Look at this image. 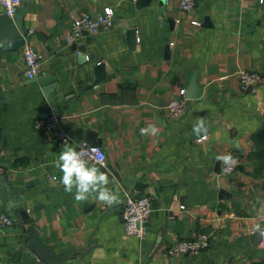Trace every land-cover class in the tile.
<instances>
[{
    "label": "crops",
    "instance_id": "crops-1",
    "mask_svg": "<svg viewBox=\"0 0 264 264\" xmlns=\"http://www.w3.org/2000/svg\"><path fill=\"white\" fill-rule=\"evenodd\" d=\"M131 5L25 0V44L40 54V76L58 81L52 103L25 77L22 49L10 52L0 43V95L9 101L0 99V211L15 220L0 232V264H47L27 253L34 234L56 255H68L66 264H264V235L255 229L264 228V142L257 137L264 128V2L195 0L191 14L180 0H166L164 8L150 0L134 12ZM107 7L115 12L111 29L69 39L76 19ZM127 30L137 31L134 50ZM74 45L86 46L95 60L80 62ZM241 70L261 75L256 93L240 90ZM195 73L203 96L187 100L186 116L174 121L167 106ZM48 107L62 118L70 143L103 147L101 171L118 181L116 202L78 201L64 191L54 166L63 146L35 128ZM200 119L209 131L192 140ZM149 125L158 133L141 134ZM233 155L239 167L225 175L220 157ZM127 195L152 201L144 241L125 233ZM200 233L212 237L201 255H166L172 243Z\"/></svg>",
    "mask_w": 264,
    "mask_h": 264
},
{
    "label": "built area",
    "instance_id": "built-area-1",
    "mask_svg": "<svg viewBox=\"0 0 264 264\" xmlns=\"http://www.w3.org/2000/svg\"><path fill=\"white\" fill-rule=\"evenodd\" d=\"M25 0H0L1 14L13 17L18 9H20ZM261 3L264 0H260ZM181 10L186 14H191L195 7V0H180ZM115 21V12L112 7H107L103 12L98 14H88L76 19L72 23L69 39L76 40L82 37L84 32L90 35H98L104 31L111 29ZM193 25L199 26L196 20L191 21ZM22 60L24 63V75L27 79H34L42 72V61L40 54L31 44H25L22 48ZM240 90L247 93H256L258 86L262 82L259 73L246 70L239 71ZM167 111L169 117L174 121L183 119L187 114V99L185 98V90H181L179 97L172 99ZM35 128L40 131H46L52 135L55 141L64 146L65 141L71 142V137L63 124L62 118L52 113L48 117L39 118L35 122ZM84 146L98 148L104 155L103 165L106 164L107 155L103 147L96 144L84 143ZM232 162L223 163V174L232 175L239 167L240 159L237 155L231 156ZM54 181L57 179L54 177ZM153 212V204L149 197L127 195L124 205V230L127 236L136 237L145 240L148 235V223ZM15 225L14 218L0 211V232L10 230ZM212 243V237L208 233H200L192 239H184L176 241L169 245L166 249V255L170 257L177 256H199L207 251Z\"/></svg>",
    "mask_w": 264,
    "mask_h": 264
},
{
    "label": "water",
    "instance_id": "water-1",
    "mask_svg": "<svg viewBox=\"0 0 264 264\" xmlns=\"http://www.w3.org/2000/svg\"><path fill=\"white\" fill-rule=\"evenodd\" d=\"M162 8H164L166 0H159ZM150 4V0H134V5L130 6L131 12H134L135 10H141L142 8L148 6ZM26 10L25 9H18L13 17H9L6 14L0 15V43L3 45V47L10 52H17L20 49H22L25 45V38L28 37V29L24 26V16H25ZM164 13V12H163ZM209 21L208 18H206L203 27H209L210 25L207 23ZM172 23H174V20H171ZM126 35H128V40L130 43L131 48L134 50L136 48V44L138 41L137 37V31L135 30H127ZM73 50L79 51L80 53V62H86V61H94L95 55L93 53L87 54L86 46H73ZM167 53H169V47L166 48ZM104 70V64L99 63L96 67V74L99 75L98 82H101L100 80L103 78ZM103 74V75H102ZM102 76V77H101ZM54 81V82H53ZM53 82V86H50V83ZM57 80L55 76H37L34 79H31V83H38L42 87H44V94L48 100L49 103H52V94L57 88ZM50 86L49 88L47 86ZM203 91L199 88L196 78V73L193 74L190 78L189 84L185 90V98L187 100H197L202 98ZM1 99V105H7L9 104V101L7 99H3V97L0 95ZM50 113L51 107H48ZM47 115V117L49 116ZM206 129H197L194 131L192 135V140H196L199 138H203L205 134L207 133ZM258 139L264 142V128L261 129L257 133ZM5 142V136L3 133H0V158L2 155V150L4 147ZM90 144V143H89ZM94 144V143H91ZM1 169V166H0ZM5 170V169H3ZM126 200L123 201V204L125 205ZM24 215V214H23ZM254 237L259 238L260 235H255ZM27 253L32 258L40 259L41 261L47 263V264H66V261L69 260L68 255L64 256H58L53 251V249L45 247L42 243H40L38 239V234L31 235L27 241ZM23 250L19 251L18 256L21 255Z\"/></svg>",
    "mask_w": 264,
    "mask_h": 264
},
{
    "label": "clouds",
    "instance_id": "clouds-1",
    "mask_svg": "<svg viewBox=\"0 0 264 264\" xmlns=\"http://www.w3.org/2000/svg\"><path fill=\"white\" fill-rule=\"evenodd\" d=\"M205 121L200 119L195 126L202 129ZM158 133L155 125H149L147 128L141 129V134ZM105 157L103 153L96 147L88 148L84 143L75 144L65 141L62 150L59 152L58 158L54 161V166L62 175L60 183L66 193L75 194L78 201H86L89 197H94L98 202L111 205L118 200L119 185L115 177L111 180L109 176L101 171ZM225 162L234 160L231 156L220 157ZM100 165V166H97ZM109 184L115 186V190L109 187ZM13 203L10 201L8 207L11 208ZM255 229L264 235V228L260 224L255 225Z\"/></svg>",
    "mask_w": 264,
    "mask_h": 264
},
{
    "label": "trees",
    "instance_id": "trees-1",
    "mask_svg": "<svg viewBox=\"0 0 264 264\" xmlns=\"http://www.w3.org/2000/svg\"><path fill=\"white\" fill-rule=\"evenodd\" d=\"M259 143V142H258ZM263 148V147H262Z\"/></svg>",
    "mask_w": 264,
    "mask_h": 264
}]
</instances>
